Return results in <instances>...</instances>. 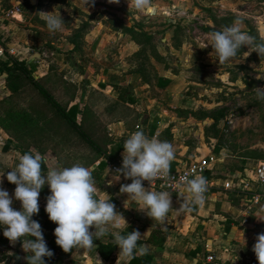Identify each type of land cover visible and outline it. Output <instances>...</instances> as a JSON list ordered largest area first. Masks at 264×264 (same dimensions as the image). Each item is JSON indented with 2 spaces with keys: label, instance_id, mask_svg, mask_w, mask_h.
I'll return each mask as SVG.
<instances>
[{
  "label": "crops",
  "instance_id": "obj_1",
  "mask_svg": "<svg viewBox=\"0 0 264 264\" xmlns=\"http://www.w3.org/2000/svg\"><path fill=\"white\" fill-rule=\"evenodd\" d=\"M19 1L26 2V0ZM27 1L29 2V0ZM94 1L101 3L97 4V6L104 7L102 5L104 3L115 7L112 10L118 11L121 14L122 23L119 21L121 27L112 32V40L116 42L113 53L107 51V45H104L103 41L104 34L102 33L103 36L101 35L98 25L83 39L86 41L84 47H82L83 41L81 42L79 39H76L75 42H72L69 39L68 41L72 45L69 51L57 53L54 50L55 42L52 40L45 47L48 49L47 51L42 53L35 51L32 47L35 44V38H24V29L14 31L15 27L13 25H17L15 23L23 21L22 12L19 8H9V11L5 12L7 16H3L5 21H9V23L6 24L4 21L3 27L0 28V36L2 37L4 46H8L5 47L7 49L6 60L33 61L35 63L34 74L43 75L48 72H55L77 85L78 92L74 103L77 102L79 106H82L83 103L92 105L93 110L111 138L110 143L107 145L108 155L103 158L104 161L111 162L120 159L124 140L131 132L142 130L147 137H155L161 141H167L173 146L174 159L169 165V168L172 169L175 165L182 162L184 157H190L188 155L190 153L188 146L181 142L178 135L181 128L183 135L187 133L190 135V131L187 128L185 129L188 124L186 125L181 122L183 120L182 116L169 112L167 107H163L157 103L150 106L149 111H140L139 106H144V104L139 103V100H142L139 96L145 91V93L148 92L147 80H141L143 82L140 83L144 84L132 86L130 84L133 80L132 77L128 79L123 78L133 74L140 76V73L136 69H132L130 57L144 43H147L145 41H136L128 32L123 30V27L134 25L124 22L125 13L129 11L127 6H132V1ZM29 5L32 4L29 2ZM11 13V17L16 22L10 21L11 19L8 20L9 18L7 19L8 14ZM135 26L134 29L138 30L137 25ZM11 30H13L14 35H17L13 36L15 39L14 43L7 42L8 38L12 35ZM143 31L145 30L143 29ZM105 32L107 33V31ZM145 32L150 35L152 34L149 31ZM99 34L100 38H97ZM45 36L40 35L41 38L37 40V43L43 40ZM45 40H49V38ZM11 41L13 40L11 39ZM81 49H84V51L88 49L90 55L86 54V56L89 58L92 54L90 57L92 61L89 62V59H85V57L82 58L83 61L81 62L80 69L76 72L72 68L74 67L72 65H76L75 61L73 62L72 60H77L73 55L77 54L80 56ZM90 49H92V52ZM78 60H81V58ZM3 61L1 60L0 62ZM90 69L92 71H89ZM157 76L158 79L155 81L153 89L165 95L169 93L170 95L173 94L171 92V80L173 76L168 74L161 76L158 74ZM4 77L5 73L0 72V98L8 93ZM87 81H90V84H86ZM107 99L110 102H107V105L110 104V107L105 110L107 105H104V103H106ZM168 105L172 106V104ZM180 108L185 109V107ZM175 120L180 121L176 124ZM172 122L175 125L171 126ZM188 135L183 137V139ZM30 150L39 152L34 147H31ZM40 154L43 156L47 168L49 166H60L52 152L47 151ZM262 154V156L260 155L261 157H257V152L248 151V153H245L242 156L245 162L243 167L241 164L240 167L231 168L221 166L219 175H215L217 185L208 193H204V200L200 204L192 206L191 211L184 209V204L188 199L187 194L182 197V191L180 193H169L171 208L174 211H170L162 223L152 221L143 212L137 211L134 204L130 203L128 208L123 207V201L127 194L120 193L118 189L120 184L130 182L121 177L119 182H114L109 186L106 181L111 178L112 174L107 169L106 161V165L100 171V178L94 181V186L97 189L96 195L98 198H109L115 210L123 217L127 224L126 226L121 223L118 229L108 227L109 233L112 231H121L123 233L137 230L141 233L140 242L137 243L146 247L147 251L144 254L150 256L151 264H200L208 253H214L222 260L233 259L243 264H257V260L251 249L256 235L264 232V221L260 220L264 219V206L261 202L254 203L251 197L256 183L254 174L255 164L257 160L264 156V153ZM20 155L15 149V142L11 141L0 128V188L7 190L10 197L15 185L10 184L5 179V174L15 167ZM95 165L88 169H93ZM224 181L231 182L229 189L222 187ZM242 182H246V186ZM149 190L154 189L149 188ZM45 202L38 195L39 208H44ZM11 206L13 209H18L19 202L13 200ZM32 219L39 222L46 243L51 236V232L42 227L43 218L38 214H34ZM237 229L243 233L245 240L243 246L242 242L239 241ZM89 231H94L92 226H89ZM110 237L101 240L94 238L91 252L74 248L71 255L68 258H64L62 264H81L85 255H92L94 264H127L130 259L122 257L117 247L114 250L115 259L113 262H107L99 255L97 251L99 243L112 241ZM95 252L99 261L95 260ZM26 255L28 254L21 249L19 239L13 244L0 234V264H13L14 260H17L18 264H27L25 260Z\"/></svg>",
  "mask_w": 264,
  "mask_h": 264
},
{
  "label": "rangeland",
  "instance_id": "obj_2",
  "mask_svg": "<svg viewBox=\"0 0 264 264\" xmlns=\"http://www.w3.org/2000/svg\"><path fill=\"white\" fill-rule=\"evenodd\" d=\"M18 1L2 0L0 13L6 17L5 12L9 8L20 9L23 21L15 23L17 25H13V30L24 29V38H35L33 50L41 53L47 51V43L53 40L57 53L69 51L72 45L68 40L72 37L83 41L84 47L86 41L83 39L98 25L101 35L104 34L107 51H115L116 42L112 40V32L121 27L119 21L122 19L118 11L112 10L115 7L104 3V7L97 6L101 3L94 0L87 4L84 0H36L32 5L27 0ZM131 1L132 6H127L129 11H125L124 22L137 25L138 30L151 32L152 37L130 57L132 69H136L142 79L136 74L123 78L132 77V86L144 84L140 83L143 82L141 80H147L149 90L139 96L142 99L139 103L144 104L139 106L140 111H149L150 106L157 103L167 107L169 112L182 116L181 122L188 124L185 129L190 131V135H183L182 128L178 133L181 142L190 151V157H184L182 162L211 155L216 158L211 172L219 175L221 166L231 168L240 167L241 164L243 167L245 162L242 156L248 151L264 153V100L256 98L254 89L264 87V77L256 78L257 72L264 68V56L259 58L252 51L243 57L247 49L242 46L237 63H221L210 56V45L203 47L208 33L204 26L210 31L221 30L236 18L243 22L246 31L251 29L259 38H264V0H151L155 11L149 9L147 12L143 8L136 9L134 0ZM50 11H58L64 22L55 32H49L43 22V12ZM9 15L7 19L16 22ZM13 30L7 40L9 43H14L13 36H17ZM40 35L46 36L37 43ZM46 37L49 40H45ZM97 38H100V34ZM86 54H89L88 49H81L80 56L73 55L77 60H72L76 63L72 68L76 72L80 69L82 58L88 57ZM91 56L87 58L89 62L92 61ZM158 74L173 76V94L165 95L153 89ZM86 84H90V81ZM107 102L108 99L104 105ZM109 107L110 104L105 110ZM214 117L218 119L215 121ZM178 121L175 120V123ZM175 123L172 122L171 126Z\"/></svg>",
  "mask_w": 264,
  "mask_h": 264
},
{
  "label": "clouds",
  "instance_id": "obj_3",
  "mask_svg": "<svg viewBox=\"0 0 264 264\" xmlns=\"http://www.w3.org/2000/svg\"><path fill=\"white\" fill-rule=\"evenodd\" d=\"M90 2L91 0H84L85 4ZM134 6L136 9L143 8L146 12L149 9L155 11L151 0H134ZM43 13L44 24L49 32L62 27L64 22L58 11ZM209 45L212 50L210 56L221 63H237L242 46L247 49L243 57L252 51L259 58L264 56V38L258 39L248 34L239 18L221 30L206 33L203 47ZM262 77L264 68L256 76L257 79ZM254 89L256 98L264 100V87ZM122 149L120 167L112 173L107 184L111 186L114 182H119L121 175L125 179L131 178L130 183L120 184L118 189L120 193L127 194L123 207L128 208L130 203L134 204L137 211L143 212L152 221L162 223L169 212L174 211L171 208L170 194L167 191L149 190V187L146 189L142 181L169 174V165L174 159L173 146L167 141L147 137L142 130H136L124 140ZM43 163L44 158L37 151L22 153L15 167L5 174V179L15 185L11 197L7 190L0 188V234L13 244L19 239L21 249L28 254L25 256L27 264H45L43 258L53 254L44 241L39 222L31 218L39 210L38 195L44 185L49 190L44 212L48 220L56 225L53 229L54 242L62 251L80 248L91 252L94 238L101 240L109 236L122 257L131 259L136 254L147 251L144 245L137 243L141 239V233L137 230L109 233L108 227L118 229L121 223L127 224L109 198L97 197V189L87 167L74 163L67 167L49 166L46 172H42ZM177 187L182 189V197L187 194L184 209L191 211L192 206L204 200L207 181L202 175L181 177ZM13 200L19 202L18 209L12 208ZM89 226L94 231L90 232ZM238 232L243 246V233ZM251 250L257 264H264V232L256 235ZM95 260L99 261L96 252ZM81 264H94L93 256L85 255Z\"/></svg>",
  "mask_w": 264,
  "mask_h": 264
},
{
  "label": "trees",
  "instance_id": "obj_4",
  "mask_svg": "<svg viewBox=\"0 0 264 264\" xmlns=\"http://www.w3.org/2000/svg\"><path fill=\"white\" fill-rule=\"evenodd\" d=\"M135 27H123V30L136 41L148 43L151 35L143 30H135ZM203 28L210 31L206 26ZM247 32L260 39L253 30L248 29ZM70 40L75 42L76 39L72 37ZM34 70L33 61L7 59L0 62V72L5 73L4 82L8 91L0 98V128L15 142V149L20 154L34 147L40 153L52 152L60 166L78 163L90 168L96 164L89 171L93 182L98 180L101 169L106 165L107 160L103 158L108 155L107 145L111 141L105 126L92 105L83 103L79 106L77 102L74 103L78 92L75 83L55 72L36 75ZM213 119L216 121L218 117ZM260 155L263 154L256 156ZM46 170L44 162L42 172ZM48 194V187L44 185L39 195L46 201ZM36 214L43 218L42 227L51 232L46 245L53 254L43 258L45 264H62L74 248L69 252L62 251L54 242L53 229L56 225L48 220L44 208H39ZM115 249L112 241L100 242L97 247L99 255L107 262L114 261ZM13 264H18L17 260ZM127 264H151L150 256L135 255Z\"/></svg>",
  "mask_w": 264,
  "mask_h": 264
},
{
  "label": "built area",
  "instance_id": "obj_5",
  "mask_svg": "<svg viewBox=\"0 0 264 264\" xmlns=\"http://www.w3.org/2000/svg\"><path fill=\"white\" fill-rule=\"evenodd\" d=\"M12 15V13L10 14ZM4 17L0 13V28L4 25ZM7 49L4 46L2 37L0 36V61L6 60ZM216 158L213 156H208L207 158L193 159L189 162H180L175 165L172 169L169 168V174L166 177H155L150 181H142L144 187H149L150 189L167 191L169 193H180L182 189L177 187V184L181 182V177L192 178L196 175H202L207 181L208 193L216 184V176L211 172V166ZM121 158L116 159L107 163V169L112 174L116 169L120 167ZM255 189L251 197V200L255 202H261L264 206V156L256 161L255 168ZM123 177V175H121ZM124 178V177H123ZM125 179V178H124ZM131 182V178L126 179ZM246 186V182H242ZM222 187L229 189L231 187V182L224 181ZM200 264H243L237 260H222L218 258L214 253H208L204 256Z\"/></svg>",
  "mask_w": 264,
  "mask_h": 264
},
{
  "label": "water",
  "instance_id": "obj_6",
  "mask_svg": "<svg viewBox=\"0 0 264 264\" xmlns=\"http://www.w3.org/2000/svg\"><path fill=\"white\" fill-rule=\"evenodd\" d=\"M30 4H34L35 0H29Z\"/></svg>",
  "mask_w": 264,
  "mask_h": 264
},
{
  "label": "snow or ice",
  "instance_id": "obj_7",
  "mask_svg": "<svg viewBox=\"0 0 264 264\" xmlns=\"http://www.w3.org/2000/svg\"><path fill=\"white\" fill-rule=\"evenodd\" d=\"M151 11V10H150Z\"/></svg>",
  "mask_w": 264,
  "mask_h": 264
}]
</instances>
